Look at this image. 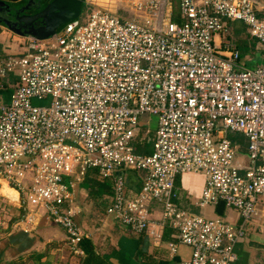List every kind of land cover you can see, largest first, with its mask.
I'll return each instance as SVG.
<instances>
[{"label":"built area","instance_id":"1","mask_svg":"<svg viewBox=\"0 0 264 264\" xmlns=\"http://www.w3.org/2000/svg\"><path fill=\"white\" fill-rule=\"evenodd\" d=\"M83 5L86 24L79 16L46 40L13 34L3 49L0 180L18 194L27 222L45 215L74 254L84 256L89 238L79 191L94 178L112 188L109 217L154 242L169 234L171 255L192 251L182 264H240L246 226L264 209V63L243 66L238 45L217 39L241 22L264 52V3ZM145 116L156 120L152 138L141 134ZM150 141L151 153H138L134 143ZM131 172L139 189L127 184ZM186 174L205 179L194 206L224 205L239 212L236 224L184 209L177 183Z\"/></svg>","mask_w":264,"mask_h":264},{"label":"crops","instance_id":"2","mask_svg":"<svg viewBox=\"0 0 264 264\" xmlns=\"http://www.w3.org/2000/svg\"><path fill=\"white\" fill-rule=\"evenodd\" d=\"M22 1L24 0L15 3H22ZM45 1L44 4H46ZM0 35L9 42L15 34L13 35L12 32L0 25ZM221 40H230L238 45L243 58V66L246 67L249 62L254 64L252 67L264 63V52L243 27L229 23L228 33L221 35L217 39V43ZM4 47H1L2 54ZM155 128L156 120L154 118L146 116L142 118V135L150 131L152 138ZM151 151L152 143L150 141L142 153L150 154ZM204 182V177L199 174H186L178 179L177 184L184 195V201L181 203L184 209L194 214L200 213V209L196 208L194 203L201 196ZM127 184L132 189H139L141 186L135 173L127 175ZM1 186L0 183V188ZM90 193V189L84 185L81 186L78 196L81 214L78 220L89 236L88 239L92 240L96 253L102 255L108 264H182L190 259L192 251L185 246H180L178 252L171 255L170 249H168V244L171 242L169 234L163 241L154 242L146 235L130 232L118 220L109 217L106 211L112 204L113 197L110 185H101L100 190L95 194V196L107 199L106 206L104 204L105 216L103 218H98L91 212L92 210L87 204ZM157 207H155L156 216L160 212ZM205 209H208L207 215H205L208 218H216L214 215H223L226 211L224 205ZM38 219L32 224L28 223L26 215L23 210L19 209L17 201H11L0 194V246H2L0 247V264H77V262L81 264L85 254L80 256L70 250L65 232L46 217ZM259 234L254 236L257 240H254V237L251 240L247 239L238 247L240 264H264V228L259 231ZM5 241L7 243L3 244ZM181 249L184 250V253L181 252ZM186 250H188L187 254Z\"/></svg>","mask_w":264,"mask_h":264},{"label":"water","instance_id":"3","mask_svg":"<svg viewBox=\"0 0 264 264\" xmlns=\"http://www.w3.org/2000/svg\"><path fill=\"white\" fill-rule=\"evenodd\" d=\"M84 0H24L13 3L0 0V25L20 37L46 40L59 28L76 20ZM33 11L32 14L27 12Z\"/></svg>","mask_w":264,"mask_h":264},{"label":"rangeland","instance_id":"4","mask_svg":"<svg viewBox=\"0 0 264 264\" xmlns=\"http://www.w3.org/2000/svg\"><path fill=\"white\" fill-rule=\"evenodd\" d=\"M259 1L264 3V0H259ZM82 9H83V11L81 12L79 19H80L81 24L84 25L88 21L89 11H88V9H87V7L85 5H82ZM234 24L237 27H241V28L243 27V29L248 31V33L250 35V29L246 25H244L241 22H236ZM7 43H8V41H6V39L4 37H1V35H0V47H3L5 45H7ZM10 44L13 45L14 43H10ZM242 62H243V60H242ZM252 66H254V64L251 63V62L246 64V67H252ZM231 137H232L233 140L237 141L241 145H244V137H242L241 135L231 134ZM134 145H135V148H137L138 153L142 154L141 150L139 149L141 147L138 146L136 143H134ZM141 149L143 150L144 148H141ZM238 158H240V160H246V157L244 156V154H240ZM131 173H133V172H131ZM127 174H130V173H127ZM135 174L137 175V177L140 176L138 173H135ZM104 185L106 186V184H104ZM87 200H88L87 204L90 207V209L92 210L91 212H93V215L97 216L98 218H103L105 216L104 208H105L106 203H107L106 197L102 198L100 196H95V195H92L90 193V194H88ZM104 204H105V206H104ZM157 208H159L158 210L160 212H162V208H160V207H157ZM207 210L208 209H200V213L199 214L195 213V214L196 215H204L205 216V215H207L206 214ZM42 217H45V215L42 216ZM214 217L222 218V219H224L226 222H228L230 224H236V222H237L236 220H238V218L240 217V214H239V212H237V211H235L233 209H226V211H225V213L223 215H214ZM38 220H40V218ZM50 222L53 223L52 221H50ZM263 228H264V209L259 208L258 214L253 216L252 219L250 220V223L246 226V234H247L246 238L251 240L254 236L260 235L259 231L262 230ZM58 229H60V228H58ZM254 240H257V238L255 239V237H254ZM6 243H7L6 241L3 242V244H6ZM0 247H2V246H0ZM181 252L184 253V250L181 249ZM185 253L187 254L188 250H186ZM77 259H79V258H77ZM77 264H79V262H77Z\"/></svg>","mask_w":264,"mask_h":264},{"label":"trees","instance_id":"5","mask_svg":"<svg viewBox=\"0 0 264 264\" xmlns=\"http://www.w3.org/2000/svg\"><path fill=\"white\" fill-rule=\"evenodd\" d=\"M8 2H19V0H6ZM51 0H46V2H50ZM23 2V1H22ZM63 27V26H62ZM61 27V28H62ZM59 28V29H61ZM1 47H0V57H2ZM245 143V142H244ZM141 149V148H139ZM142 152V149H141ZM87 189L91 190V194L95 195L100 190L102 184H100L96 179L88 178L87 181L83 184ZM80 248L84 251L85 257L83 258L81 264H108L105 259H103L102 255H98L96 253L95 246L90 239H85Z\"/></svg>","mask_w":264,"mask_h":264},{"label":"bare ground","instance_id":"6","mask_svg":"<svg viewBox=\"0 0 264 264\" xmlns=\"http://www.w3.org/2000/svg\"><path fill=\"white\" fill-rule=\"evenodd\" d=\"M0 183L2 184L0 188V194L4 197H7L11 201H17L18 195L16 191L9 187L8 183L4 180H0Z\"/></svg>","mask_w":264,"mask_h":264},{"label":"flooded vegetation","instance_id":"7","mask_svg":"<svg viewBox=\"0 0 264 264\" xmlns=\"http://www.w3.org/2000/svg\"><path fill=\"white\" fill-rule=\"evenodd\" d=\"M45 3H46V1H45ZM28 14H32L33 13V11H29V12H27Z\"/></svg>","mask_w":264,"mask_h":264}]
</instances>
